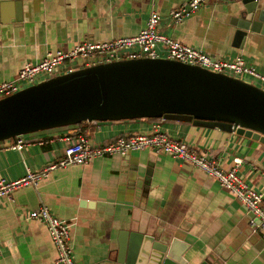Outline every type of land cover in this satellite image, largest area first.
I'll return each instance as SVG.
<instances>
[{
    "label": "crops",
    "instance_id": "crops-1",
    "mask_svg": "<svg viewBox=\"0 0 264 264\" xmlns=\"http://www.w3.org/2000/svg\"><path fill=\"white\" fill-rule=\"evenodd\" d=\"M187 2L22 0L21 22L0 24V80H13L25 62L35 63L47 52L68 50L81 40L135 34L151 11L160 16L158 29L163 35L215 59L239 56L245 66L264 76V36L233 46L234 26L229 23L226 0H205L179 22L172 21L169 11ZM258 3L264 10V0ZM158 49L163 56L164 49ZM239 78L260 87L248 74ZM154 122L224 168L238 158L236 175L264 201V144L233 131L136 119L86 124L82 136L93 145L105 144L116 136L148 132ZM63 131L25 134L20 149L8 146L13 139L0 141V179L13 180L26 170L36 171L56 161L63 154ZM40 206L69 224L76 264H118L120 230L147 233L164 243L176 237L188 244L184 257L194 264L215 251L225 256V264H264V242L249 229L237 199L188 163L150 149L56 167L35 185L20 186L10 197H1L0 264H56L45 225L27 215Z\"/></svg>",
    "mask_w": 264,
    "mask_h": 264
},
{
    "label": "water",
    "instance_id": "water-1",
    "mask_svg": "<svg viewBox=\"0 0 264 264\" xmlns=\"http://www.w3.org/2000/svg\"><path fill=\"white\" fill-rule=\"evenodd\" d=\"M232 45L264 36L258 0H226ZM22 19V0H0V24ZM158 118L249 137L264 144V90L196 65L158 58L120 59L51 76L0 98V141L82 123ZM251 217L246 214V221ZM250 229V228H249ZM251 230V229H250ZM229 237L222 240L226 244ZM188 244L120 230L118 264H194ZM215 251L195 264H225Z\"/></svg>",
    "mask_w": 264,
    "mask_h": 264
},
{
    "label": "built area",
    "instance_id": "built-area-1",
    "mask_svg": "<svg viewBox=\"0 0 264 264\" xmlns=\"http://www.w3.org/2000/svg\"><path fill=\"white\" fill-rule=\"evenodd\" d=\"M204 3L205 0H188L185 5L169 11L170 19L179 22ZM159 20L160 16L155 11H151L143 27L135 34L103 40H81L68 50L56 49L53 52H47L35 63L25 62L18 69L13 80H0V98L15 93L25 86L74 69L140 57H163L238 79L241 74H248L257 79L259 88L264 85V76L257 73L254 68L245 66L239 56L231 60L212 58L197 48L163 35L158 29ZM158 46L164 49L163 56L159 55ZM60 140L64 146L63 154L56 161L36 171L26 170L25 174L13 180L0 179V198L10 197L12 191L20 186L35 185L46 176L48 170L56 167L85 164L95 157L104 155L124 156L131 151L150 149L155 153L188 163L195 170L213 178L220 187L237 199L246 214H251L248 218V226L251 231L259 233L264 242V201L260 193L248 187L236 175V165L240 162L238 158L233 159L230 167L224 168L217 161L206 157L204 152L195 150L183 140L170 137L156 122L150 126L148 132L116 136L105 144L93 145L85 136H72L64 131L61 133ZM22 145V136H17L8 146L20 149ZM27 215L45 225L56 250V264H76L69 241V224L49 213L42 206L29 210Z\"/></svg>",
    "mask_w": 264,
    "mask_h": 264
},
{
    "label": "trees",
    "instance_id": "trees-1",
    "mask_svg": "<svg viewBox=\"0 0 264 264\" xmlns=\"http://www.w3.org/2000/svg\"><path fill=\"white\" fill-rule=\"evenodd\" d=\"M146 120H158V118H146ZM86 124H91V123H78V124H74V125H69V126H65V127H59V128H53V129H60V130H64V132L72 135V136H77V135H82L83 134V127Z\"/></svg>",
    "mask_w": 264,
    "mask_h": 264
},
{
    "label": "rangeland",
    "instance_id": "rangeland-1",
    "mask_svg": "<svg viewBox=\"0 0 264 264\" xmlns=\"http://www.w3.org/2000/svg\"><path fill=\"white\" fill-rule=\"evenodd\" d=\"M251 81H253V80H251ZM262 88L264 89V85H262Z\"/></svg>",
    "mask_w": 264,
    "mask_h": 264
}]
</instances>
